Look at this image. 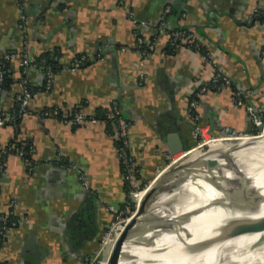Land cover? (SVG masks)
<instances>
[{
  "label": "crops",
  "instance_id": "1",
  "mask_svg": "<svg viewBox=\"0 0 264 264\" xmlns=\"http://www.w3.org/2000/svg\"><path fill=\"white\" fill-rule=\"evenodd\" d=\"M20 4L27 8L26 34ZM256 11L264 12V0H0V59L14 56L9 61L14 81L0 94V111L16 107L25 41L32 58L55 51L62 66L51 92L41 90L43 73L30 70V85L38 90L32 114L18 127L0 129V148L28 143L38 164L31 171L12 155L0 173V215L15 203L12 210L21 222L8 231L0 262L94 264L129 198L114 126L105 121L74 126L66 116L81 111L98 117L118 102L131 123L130 153L142 186L169 164L171 147L181 143L190 152L198 144L188 107L216 72L232 87L202 97L198 125L215 138L225 130L252 134V121L233 96L240 91L254 110L264 104V22L250 21ZM135 20L146 24L139 35ZM179 30L200 38L202 50L171 48L170 35ZM139 36L151 47L148 56ZM77 57L87 61L76 69ZM47 108H58L61 116L41 121L38 114Z\"/></svg>",
  "mask_w": 264,
  "mask_h": 264
},
{
  "label": "bare ground",
  "instance_id": "2",
  "mask_svg": "<svg viewBox=\"0 0 264 264\" xmlns=\"http://www.w3.org/2000/svg\"><path fill=\"white\" fill-rule=\"evenodd\" d=\"M234 140H236L234 143L213 149L211 153L202 155L203 157L191 159L192 156H190L179 161L181 167L175 171L184 177L180 184L183 190L175 193L173 208H165L161 205L168 197L162 198L158 194L147 215L135 229L156 232V237L147 234L127 241L121 249L117 264H165L171 259L173 251L186 241L188 242L183 247V255L180 259L182 264H221L225 260L228 264H232L237 259H231L230 256L219 259L221 238L211 242L212 236H217L220 231L222 236L225 235V220L236 217L234 215L237 211L241 213L239 217L241 215L249 217L248 221L252 216L258 215L260 218L257 230L245 246L248 243L255 246L256 242L264 237V206L250 205H264V196L240 199L235 204H232L229 196L234 190L236 193L244 192L243 187L238 186L242 183L264 180V133L259 136H238ZM215 141L216 139L211 142ZM226 157H229L233 166L229 164ZM174 172L168 170L164 178ZM156 182H153L150 188ZM166 184V186H172L171 183ZM258 185V193L261 194L264 192V185ZM247 204L249 206H246ZM152 214L162 217L156 218L152 226L147 225L145 229L146 226L141 225ZM253 249L249 251L254 253ZM249 251L247 253H250Z\"/></svg>",
  "mask_w": 264,
  "mask_h": 264
},
{
  "label": "built area",
  "instance_id": "3",
  "mask_svg": "<svg viewBox=\"0 0 264 264\" xmlns=\"http://www.w3.org/2000/svg\"><path fill=\"white\" fill-rule=\"evenodd\" d=\"M21 9V27L26 34L29 20L27 14V8L20 4ZM165 15L162 17L161 24L159 25L160 30H164L166 27V19L165 17L171 13V8H166L164 11ZM258 15V11L255 12L254 16ZM253 18L250 20L252 22ZM136 26L137 34L139 35L145 28V23H138L137 20L134 21ZM137 43L142 48V54L144 56H148L150 52V46L142 36L137 37ZM169 46L171 48L177 47L181 44H186L188 48L195 51H201L202 41L198 38L193 32L189 31H174L171 33L169 38ZM207 55V54H205ZM264 56V50H263ZM20 57V67L22 68L23 77L20 80L21 91L16 96V107L12 112H3L0 111V129L6 126L18 127L20 121L23 117L27 115H31V103L37 96V91H35L29 82L28 74L30 70H39L43 73V88L44 92H51L53 89L54 77L56 72L54 71V67L51 64H48L45 59H41L40 63L36 61L35 58H32L29 51V46L27 45V41H25L23 49L19 55ZM209 57V56H207ZM14 56H7L6 58L0 60V94L3 91L2 86L7 76L11 77L13 71L7 69V63L13 60ZM59 56H54V62H59ZM86 59L83 57H77L74 59L73 67L80 68L86 63ZM143 77V76H142ZM232 81L225 75L220 72H216L210 82L202 84L197 94L191 100L188 107V114L192 117L194 122L197 124L195 129V133L199 138V142L204 140V142L213 141L215 139L214 136H211L208 131L199 126L200 116H199V108L201 106V99L204 95L210 92H220L225 88H231ZM234 105L238 108H244L247 112L249 118L252 121L254 126V133L262 134L264 133V104H262L260 110H254L251 106H247L244 102L243 95L240 91H236L233 96ZM61 116V111L58 108H50L43 110L38 117L41 121H45L49 118H57ZM108 121L112 122L116 130V138L119 144V159L121 162L122 174L126 184L129 186V199L135 202V199L139 194L142 193L143 189L147 187L146 185L142 188V185H138L140 180V171L136 168L133 157L130 153V128L131 123L124 117L120 105L118 102H114L112 104L111 109L105 115ZM65 122L70 125L78 126L83 124H97L102 121L100 118L92 115H87L81 111H76L70 116L65 117ZM243 134H239L236 132H232L230 130H225L221 133L220 136H239ZM202 144H200L201 146ZM199 146V147H200ZM27 144L24 143L17 150L13 146H8L7 148H0V173L5 170V163L7 159L16 155L25 162L30 165V170L32 171L38 164L33 161L29 156V152L26 150ZM180 155V154H179ZM180 158L177 155H173L170 158V163L175 162L176 159ZM70 166H68L69 168ZM77 170L76 168H74ZM80 174V173H79ZM82 177V176H81ZM86 185V184H85ZM87 188V186H86ZM15 203L10 205V211L7 214L0 215V250L3 244L6 241V235L10 229L17 228L20 225V220L15 217L13 212V207ZM113 209V208H112ZM129 210V208H127ZM116 212V211H115ZM120 212V211H119ZM116 212L117 214L119 213ZM107 238V235L104 237V240ZM103 240V241H104ZM103 244V242H102ZM0 264H5L0 262Z\"/></svg>",
  "mask_w": 264,
  "mask_h": 264
},
{
  "label": "rangeland",
  "instance_id": "4",
  "mask_svg": "<svg viewBox=\"0 0 264 264\" xmlns=\"http://www.w3.org/2000/svg\"><path fill=\"white\" fill-rule=\"evenodd\" d=\"M262 134H256V133L253 134L252 133V134H249L248 136H259ZM239 136H247V135H239ZM234 138H238V136H232V137L222 136V137H216L215 139L217 142H221L223 144L221 146V148H222V147L228 146L230 144V142L234 143L236 141V140H234ZM216 141L215 142L209 141L206 143V142H204V140H202V141L198 142V144H196V146L193 148V150L190 151L188 154L193 155L197 151L201 153L200 155H195V156L191 157L192 159L201 157L202 155L204 156L206 154H209L213 151V148H211L210 145L216 143ZM200 144H202V145L200 146ZM214 149H217V148H214ZM185 154L181 155L180 158L178 160H176L175 162H173V163L169 162V164L163 170H161V172H159L157 175H155V177H153V179H156L154 182H156L157 180H162V186H160L161 189L159 190V195L162 198L168 197L161 203V205H163L165 208H173V205L175 204L174 195H176L175 193H177L178 191L183 190V189H181L182 186L180 184H181V181L184 179V177L181 174H179L178 171H175L171 175L169 174L165 178H164V176H165V174L168 173V170L171 169L170 166H173V164H176V167H177L176 170L180 169L181 165H179V161L181 162L187 158V157H184ZM188 154H186V155H188ZM226 159L229 162V164L232 165V161H230L229 157H226ZM176 178H177V180H176ZM178 179H180V180H178ZM151 181L143 184V186L146 185L147 187H145L143 189L142 193L137 196L136 202L132 201V199L130 200L129 198H128V200H126V204L124 205V208L122 209V211H120L117 214L115 221L113 222V224L108 229V231L106 233L108 238H107V240H104V242L102 244V246L105 244L103 246V249L102 250L100 249L101 251H98V254L95 256L94 264H108L110 256H111L112 251H113V248L115 246V243H116L121 231L123 230L124 225L131 220L130 218L133 216L137 207L140 205L141 199L143 198L144 194L146 193L145 191L148 190L150 188L151 184L153 183ZM256 182L257 181H251V182L249 181V182H245V183L238 185L240 187L241 186L243 187L244 192L236 193V190H234V192L231 195H229L231 197L232 204L233 203L235 204L240 199L241 200L242 199H253L259 195L264 196V192H262L263 194L258 193L259 189L257 187V186H259L258 184H260V186H263L264 180H262V181L259 180L257 183ZM166 183H171L172 186H166L167 185ZM250 205H262V206H264L263 204H250ZM246 206H249V205L247 204ZM127 208H129V210ZM240 214L241 213L239 211H237V213L234 215L236 217H234L233 219H231V218L226 219L224 230H226L225 235H227V236H225V235L222 236L221 231H220L217 236H215V237L212 236V242L211 243H213L214 241L221 238L219 240L220 241V244H219L220 250L218 252L219 259L223 258L224 256H226V257L230 256L231 259L232 258L237 259L232 264H264V237L260 238L256 242L255 246L251 245L249 243H248V245L245 246V243L249 240V238H251L253 236V234L257 230V226H258V223L260 221V218L258 217V215L252 216L248 221L247 219L249 217L246 218L242 215H241V217H239ZM229 215H231V214H229ZM158 217H162V216H159L157 214L149 215L143 221L141 226H146L145 229H147V225L152 226V222L154 220H156V218H158ZM112 236H114V237H112ZM105 241H107V242H105ZM187 242L188 241L182 242L173 251L171 259L166 261L165 264H182L180 259H181V256L183 255V247L187 244ZM249 245H250V247H249ZM102 246H101V248H102ZM246 248L247 249L249 248V249L247 250ZM250 249L251 250L253 249L254 253H253V251H249ZM248 251L250 253H253V254L247 253ZM98 256H99V258H98ZM221 264H228V262L225 260Z\"/></svg>",
  "mask_w": 264,
  "mask_h": 264
},
{
  "label": "water",
  "instance_id": "5",
  "mask_svg": "<svg viewBox=\"0 0 264 264\" xmlns=\"http://www.w3.org/2000/svg\"><path fill=\"white\" fill-rule=\"evenodd\" d=\"M187 151L189 150H183V146L181 143L177 145L175 148L171 147V152L174 156L178 154H185ZM170 167L171 169H169V172L170 171L174 172L177 168L176 164H173V166ZM155 180L156 179H152L151 182H154ZM160 186H162V180H158L156 184H154L150 189L146 190V194L144 195V198L142 199L140 205L137 207L135 213L130 218L131 220L124 225V229L116 241V244L113 248L108 264H117L121 249L123 248L124 244L127 241L131 240L132 238L136 236L143 237L144 235L147 234L156 237V232H152L149 230L137 231L135 229L147 215L154 198L159 194Z\"/></svg>",
  "mask_w": 264,
  "mask_h": 264
},
{
  "label": "trees",
  "instance_id": "6",
  "mask_svg": "<svg viewBox=\"0 0 264 264\" xmlns=\"http://www.w3.org/2000/svg\"><path fill=\"white\" fill-rule=\"evenodd\" d=\"M165 19L167 20V18H165ZM253 22H264V12L260 11V13L258 15H255L254 18H253ZM59 55L60 54L58 52H55V51L48 52L46 54H43L40 58H37L36 61L38 63H40L41 59H45L48 64L53 65L54 71L56 73H58L62 66L60 64V61L59 62H54V56H59ZM6 66H7V69H10L11 71H13V66L11 65L10 62L7 63ZM19 76H20V78H19V81H20L22 79V77H23L22 68L20 66H19ZM13 81L14 80L12 79V76L11 77L7 76L5 81H4V83H3L2 90L6 89V88H9ZM34 90L38 92V90H36V89H34ZM41 90H44V88L42 87ZM106 114H107V112H104L103 114L99 115L98 118H100L102 121H105L109 125H112V122L108 121L107 118L105 117ZM26 144H27L26 150L29 152V155H30V146H29L30 144H28V143H26ZM15 148L18 150L20 148V146H15ZM29 157L31 158V155ZM141 187L143 188L144 186H141ZM123 208H124V205L122 206V208L120 210L122 211Z\"/></svg>",
  "mask_w": 264,
  "mask_h": 264
}]
</instances>
